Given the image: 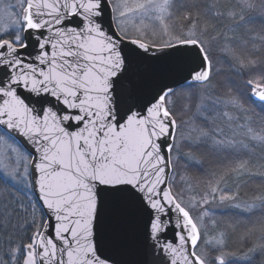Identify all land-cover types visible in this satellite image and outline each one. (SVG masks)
Segmentation results:
<instances>
[{"label":"snow or ice","instance_id":"6c2138e0","mask_svg":"<svg viewBox=\"0 0 264 264\" xmlns=\"http://www.w3.org/2000/svg\"><path fill=\"white\" fill-rule=\"evenodd\" d=\"M0 11V264H264V194L237 203L264 181L250 171L264 129L238 123L264 112V62L243 55L264 50V0ZM214 208L246 218L238 249L243 222Z\"/></svg>","mask_w":264,"mask_h":264},{"label":"trees","instance_id":"16d2710c","mask_svg":"<svg viewBox=\"0 0 264 264\" xmlns=\"http://www.w3.org/2000/svg\"><path fill=\"white\" fill-rule=\"evenodd\" d=\"M250 28H258V24L256 25H249ZM255 34V33H253ZM242 35L241 37H243ZM257 48H259V44L256 45ZM251 55H255V57L261 61L264 62V50H260L257 53H252ZM217 80H220V77H217ZM215 83V81H214ZM213 95L219 97L220 93H214ZM226 98V94L225 97ZM249 111L247 113L243 114V119L239 120V124H245L249 120L252 122L251 127L256 128V129H264V112H261L259 109L255 108L252 105H249ZM230 111V110H229ZM216 125L219 127H224L225 122L222 119H217L216 120ZM239 131V129H237ZM238 139L242 138L241 135L238 133L237 136ZM247 143V141H245ZM252 155L251 159L255 162L252 167L250 168L251 172L255 173H260L264 172V160L261 158L264 157V145H261L259 143L256 144L255 147L251 149ZM259 151H262V156H258ZM217 159V156L215 153L211 152L209 148L201 149L200 153L197 155V160L201 161L202 164L201 166L205 169L208 170L214 166L218 167V165H214V161ZM188 178H190L191 181H194L193 183L203 179V175L198 171V169L193 168L189 173H188ZM245 180H248L249 177H245ZM238 183L240 181H237ZM241 192L243 195L240 197L238 201H249L254 198L256 195H261L264 194V181H261L259 179H252L251 182L246 186L241 188ZM7 196V193L3 191L2 186H0V199L4 198ZM33 199H35L33 193H32ZM39 206V204H38ZM222 213L216 218L220 221L230 223L232 220L235 218L237 220L242 221L244 216H235V213H239L240 209H232L231 211H226L225 209H222ZM243 222V221H242ZM247 224V221L242 223L241 227H239L236 231V233L232 237L231 241V247L229 250H236L240 247L238 243V238L242 236L243 232L245 231V226Z\"/></svg>","mask_w":264,"mask_h":264},{"label":"rangeland","instance_id":"374dc122","mask_svg":"<svg viewBox=\"0 0 264 264\" xmlns=\"http://www.w3.org/2000/svg\"><path fill=\"white\" fill-rule=\"evenodd\" d=\"M10 2L11 3H15V0H10ZM257 2H259V0H257ZM4 15V13L2 12V11H0V16H3ZM250 28V26L249 25H247V26H245V28L244 29H239V30H237V32H236V35H238V36H242V35H245L246 33H247V31H248V29ZM243 55H251V52H248V51H244L243 52ZM257 59V58H256ZM224 68H225V70H227V66L226 65H224L223 66ZM220 79H223V76H220ZM225 110H228V109H225ZM229 111V110H228ZM238 133H239V131H237ZM16 143L18 144V142L16 141ZM0 151H3V146L2 145H0ZM258 153V156H262V151H259V152H257ZM0 175H2V170H0ZM189 180H190V178H188ZM192 182H194V181H192ZM251 202V200H249V201H237V203H241L242 205L244 204V203H250ZM214 211H215V213H216V216H218V215H220L221 213H222V210L221 209H213ZM256 217H253V219H255ZM244 223L247 221L246 220V218H243V220H242Z\"/></svg>","mask_w":264,"mask_h":264},{"label":"water","instance_id":"95a60500","mask_svg":"<svg viewBox=\"0 0 264 264\" xmlns=\"http://www.w3.org/2000/svg\"><path fill=\"white\" fill-rule=\"evenodd\" d=\"M17 142L19 143V144H21L22 142L19 140V139H17ZM33 194H34V196H35V198H36V193L35 192H33Z\"/></svg>","mask_w":264,"mask_h":264}]
</instances>
